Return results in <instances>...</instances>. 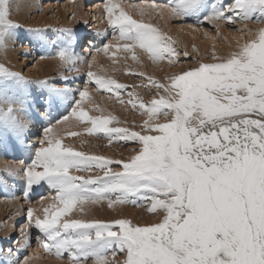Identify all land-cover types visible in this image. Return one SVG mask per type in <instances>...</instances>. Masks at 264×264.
I'll list each match as a JSON object with an SVG mask.
<instances>
[{
	"label": "snow or ice",
	"instance_id": "obj_1",
	"mask_svg": "<svg viewBox=\"0 0 264 264\" xmlns=\"http://www.w3.org/2000/svg\"><path fill=\"white\" fill-rule=\"evenodd\" d=\"M102 9L107 26L96 34L108 42H93L84 53L77 51L87 35L77 31L79 22L24 29L31 37L25 56L39 47L74 72L59 75L67 81L62 87L0 62V151L23 157L0 171L23 184L20 197L15 189L8 197L29 205L16 247L0 246V262L33 264L19 253L31 247L35 232L37 245L56 257L67 254V264H264V26L248 29L244 43L229 40L228 51L215 45L194 47L195 55L184 51L188 66L162 78L126 65L140 78L127 100L121 93L128 85L91 70L98 53L114 48L131 53L135 64L178 60L172 38L151 23L153 13L181 25L190 21L195 31L213 26L219 36L221 23L264 21V0H166L147 8L105 0ZM13 27L19 29L8 25ZM203 34L215 39L206 28ZM84 62L88 70L81 72L76 65ZM80 78L83 87H72ZM138 87L154 89L153 98L144 99ZM97 90L114 95L123 112H138L140 122L102 110L90 96ZM69 124L108 144L132 145L129 155L114 159L65 144V135L78 137L66 131ZM78 138L81 145L87 142ZM0 185L8 187L2 178ZM37 187L54 195L41 197L34 214ZM125 205L153 219L129 218ZM105 206L109 216L94 214ZM117 254L119 260L109 259Z\"/></svg>",
	"mask_w": 264,
	"mask_h": 264
},
{
	"label": "rangeland",
	"instance_id": "obj_2",
	"mask_svg": "<svg viewBox=\"0 0 264 264\" xmlns=\"http://www.w3.org/2000/svg\"><path fill=\"white\" fill-rule=\"evenodd\" d=\"M91 1L93 2L96 0H82V8L87 11L88 4ZM102 1L103 3L105 2V0H102ZM122 1L125 2V4H131L133 6H139V4L143 2L146 4L147 3L157 4L158 2H160L158 3L160 5L166 2V0H122ZM68 2L69 0H39L38 2L33 3V8H31V10L28 12L27 18L24 19V24L18 25L17 23L18 21H11L10 24L12 26L14 24L18 25L19 26L18 31L21 29L20 26L22 25V32H23L22 34L25 35L26 33L29 38H31L30 34L24 31V29L34 28V27H61V26L68 27V24L71 20L70 14L66 12L63 16L64 18H61L58 15H56L57 7L58 6L60 7ZM92 8H93V5H92ZM129 14L133 15V18H138V13L135 11H129ZM5 18L9 19V16H5ZM145 19L147 22L149 20V17L148 18L145 17ZM91 20L92 18L89 17L87 19V24L81 23L79 25L80 30H77L78 32H81L82 34L86 32H90V33H87V35L85 36L84 42L78 45L77 47L78 52L84 53L82 51H84V45H86L88 41L86 39L89 38L90 34L93 32H94L93 40H95V42H97L98 45H102L103 42H108V41L103 40L101 36H98L93 28H88L89 27L88 22H91ZM246 22L247 23L236 22L235 24L221 23L219 36H216L215 28L207 24L201 26L200 30L197 32L200 34L201 39L205 40L204 37H207V36L203 34V30L206 28L207 31L211 34V36L215 37L214 39L215 41H218L221 45H224L222 44L224 42L228 44V45L225 44L226 49H223L224 51H227V46L229 48V40H231L232 45L237 43V40L232 35L234 34L241 35V32L239 31L240 29L252 28L254 29L253 32H255L256 29L264 26V21L255 22V21L249 20ZM151 23H153L154 26H158L161 32L167 33V35L172 38L173 45L179 50L177 53V55L179 56L178 60L172 61L170 63L169 58L164 57L156 61L155 63H151L145 60L144 64L141 65V64H135V62L132 61L131 53H125V52H121V54L115 53V56L117 57L113 56L112 54L110 55L109 53H107L105 54L107 55L105 59H100L98 57V59L100 60L99 61L100 64H97V62L95 61L94 63L96 66L91 69L92 71L111 76L112 78L116 79L118 82L128 85L129 87L126 89V91L121 93L122 97L125 100H127L128 98L127 92L133 90L132 86L140 84L139 76L132 74L133 69L136 73H139L142 71L146 74V76H155L157 78H162L165 74L172 75L174 73H177L181 68H186L188 66L189 61L183 57L184 51H188L190 55H195V53L193 52L194 47L200 49L201 51H203V49L205 48V47H200L192 39H188L187 41L184 37L179 36L180 28L184 25H188L190 21H186L183 25H181V24L176 23L175 19L157 20V18L153 16L151 19ZM72 25L73 24H70L69 27H73ZM111 39H112V33L109 30L108 40H111ZM206 40L208 39L206 38ZM21 41H22V46H25V50H28L29 45L27 46L25 45L27 40L25 41L24 39ZM244 42L245 40L239 41V43H244ZM214 43L213 42L211 43V41H209L207 47L211 48L213 45L216 46V44ZM12 47L13 48L17 47V44L14 45V41L12 42ZM216 47L221 48L220 46H216ZM42 56L44 58H53V57H48L47 53H43L39 47H36L35 53L33 55L26 56L27 59L24 60V63H22V59H23L22 53L17 52L15 56L17 61L16 63H12V64L16 66L15 71L22 72L23 76L27 78H37L41 74L39 60L41 59ZM125 56H127V62H125ZM89 59H91V57H89ZM113 61H115V64H113ZM126 65H132L133 69H128ZM76 67H79L82 70L81 72H84V71L86 72L88 70L87 62L78 63ZM61 71H62L61 74L65 76L74 75V72H71V71H66V70H61ZM118 72H122V73H118ZM57 73H58L57 69H54V72L50 73L48 76L54 77ZM65 83H67V81H64V80L56 81V84H60V85H63ZM144 83L148 85V87H151L147 79L144 80ZM77 85L83 87L82 78L71 81L72 87H76ZM90 87H95V85L92 84L90 85ZM135 91L138 92L141 96H143L144 99L151 100L153 98V94L155 90L153 89L152 92H148L145 88L138 87V88H135ZM90 94L93 95L95 104L99 105L102 110L107 109L108 111H113V113L118 115L122 121L124 120L125 116H127L129 122L132 121L133 117H135V120L137 123L140 122V119H141L140 114L138 112L133 113L131 110H129L126 113L123 112L114 95L107 93L104 90H97L95 92H90ZM15 106L18 108L19 107L18 103L16 105L14 103L13 107ZM63 111L64 109H61V114H63ZM17 115H20V113H17ZM71 119L72 118L70 117V120ZM113 124H115V122H113ZM38 127H42V125ZM66 131L77 132L78 137H83L87 142L81 145L78 137H69L65 135L64 137L68 139L67 142L63 141L65 144H68L69 142H73L74 140H76V142L72 144L77 148V150L89 152V153L96 154V155H103L106 157L118 159L122 157H127L129 155L128 149L132 147V145L130 144L129 145H121L117 143L108 144L107 140L96 139L95 135L90 136L89 134L82 132V130L79 129L78 127H73L71 124L67 126ZM21 159H23L22 156L14 155L11 152L5 153L3 151H0V169H6L5 167H3L6 164L16 167L19 165L17 164V162L19 163ZM3 160L4 161L8 160L9 163L3 162ZM10 166H8V169H11ZM73 174L87 175L88 173L74 172ZM0 175H1L0 178H2L8 185V187H4L3 185H0V231L1 233L2 231H4L5 225L9 223L8 220L11 218L14 219L13 226L16 229L14 232V235L11 236V238L7 239L6 241L1 240V242H2V245L4 244L3 245L4 248H15L14 242L18 240V234L20 231V227L26 222V220L22 217H26V209L28 207L27 201L16 199L14 200L15 202L14 205L12 206L7 205V200H13L9 198L7 195L9 190L15 189L16 197H20L21 196L20 190L22 189L23 184L19 180L18 177L13 179V177L7 175L6 173L2 171H0ZM47 193H48V196L54 195V193L49 192L47 187L35 188L31 196V200H32L31 206H33L35 203H38L37 201L40 200L41 197H48ZM122 210H124L122 211L124 214H126V211H130L131 214H129L128 217L134 220H137V221L143 222V221H148V220L153 219V217L147 214L146 210H141L140 208L133 207L132 205L122 206ZM75 211L77 210H74V212ZM107 212L110 213V210L107 209ZM14 213L18 215L14 216L15 215ZM35 234H36L35 232H33L32 234L33 239L31 241V247L28 248L27 250L20 251L19 255L21 259H23V257L25 256H30L32 250L36 248L41 256L40 260L42 261V263L44 262V264H67L68 262L67 254L62 255L61 257H56L53 252H45L42 246L37 245L36 240L34 239ZM120 258L121 257L119 254H117L115 257H112L111 255H109L110 260L112 259L119 260ZM0 264H2V262H0ZM89 264H91V262H89Z\"/></svg>",
	"mask_w": 264,
	"mask_h": 264
},
{
	"label": "bare ground",
	"instance_id": "obj_3",
	"mask_svg": "<svg viewBox=\"0 0 264 264\" xmlns=\"http://www.w3.org/2000/svg\"><path fill=\"white\" fill-rule=\"evenodd\" d=\"M38 1L39 0H0V33H4V37H3L4 38V46L0 47V62L7 63V65L9 67L13 68L14 70L16 69V66H14V64H12V63H16V61H17L16 57H15L17 52L18 53H20V52L22 53V58H23L22 59V63H24V60L27 59V57L23 53L24 51H26L25 50V46H22L21 39H17V37L22 35L25 38V41L27 40V42L25 43L26 46L30 42L31 38H29L26 33H25V35L22 34L23 33L22 32V25L20 26L21 29L19 31L15 27L9 29L8 25H11L10 24L11 21H18L17 22L18 25L19 24H24V19L27 18L28 12L31 10V8H33V3L34 2L36 3ZM117 2L125 4V2H123L122 0H117ZM158 3H160V2H158ZM158 3H157V5H160ZM66 4H64V5L60 6V7L59 6L57 7L56 15H58L61 18H64L63 17L64 14L66 12H68L70 14V18H71V20H70V22L68 24V27H69L70 24H73L72 26H75L77 24V22H79V24L84 23V21H87V19L89 17L92 18V20H91V22H88V24H89L88 28H93L95 30V32H96L97 29H104L107 26L106 18H102L103 17V9H102L103 1L102 0H98V1L96 0V1H93V2L91 1L88 4L87 11L82 8V0H69V2L66 3ZM91 4L93 5V8H92ZM140 5H143L145 8H147V6L152 5V4L151 3H147L146 4V3L143 2V3H140L139 6ZM2 13H3V15H2ZM5 16H9V19L5 18ZM153 16L155 17L154 13L152 14V17ZM145 17H147V18L149 17V14H148L147 11L145 12ZM157 20H161V19L157 18ZM242 23H247V22L246 21H242ZM248 29L254 31V29H252V28H248ZM248 29H246V30H248ZM77 30H80V27ZM86 33H90V32H86ZM179 33H180L179 36L184 37L187 41H188V39H192L200 47L208 46V42L209 41H211V43L212 42L214 43V41H215L214 39H210L209 37H204V36L203 37H204L205 40L201 39L200 34L197 31L193 30V29H189L188 25L182 26L180 28V30H179ZM241 35L244 36V39H240ZM241 35L234 34L232 36L237 41L245 40L247 38L248 32L245 31L244 33H241ZM93 36H94V32L91 33L89 38L86 39L88 41H87L86 45H84V51H82V52H86L89 44H91L93 42L97 44V42H95V40H93ZM206 38L208 40H206ZM13 41H14V45L17 44L16 48L12 47V42ZM214 44H216V46H220L221 49H226L225 44H227V43L224 42V43H222L224 45H221L218 41H215ZM233 45H235V44H233ZM228 50H229V48L227 46V51ZM137 51H140V50L137 49ZM112 52L117 53V54L118 53L121 54V52H124V50L123 49L114 48V49H112ZM112 52H109V54L111 55ZM98 57L100 59H105L107 57V55H105L104 52H101V53L97 54L96 62H97V64H100L99 63L100 60L98 59ZM115 57H117V56H115ZM39 62H40V73L41 74H40L39 77L31 78V79L49 78V79L52 80L53 84H56L57 80H59V81L61 80L59 78V75L62 72L61 70H65V68H64V66L61 65L60 61H58L55 57H53V58L40 59ZM77 68H79V67H77ZM54 69H57L58 73L54 77H52V76L49 77L48 75L50 73L54 72ZM79 70L82 71L80 68H79ZM33 73H35V72H33ZM118 73H122V72H118ZM62 83H64V82H62ZM56 85H57V87H62L63 86V85H60V84H56ZM35 87H36L35 85H32L33 89H35ZM90 96L93 97L92 94H90ZM14 103H15V105L17 104L15 101H13V105H14ZM5 106H7V105H5ZM31 139H36V138L35 137H31ZM67 141H68V139L66 137H64V142H67ZM74 142H76V140H74L73 142H69L68 144H72ZM3 162L9 163L8 160L7 161L3 160ZM17 164H19V163L17 162ZM8 166H10V165L6 164L3 167L8 169ZM10 167L14 168L13 166H10ZM0 177H1V175H0ZM47 196H48V193H47ZM37 202L38 203H35L32 206L34 208V214H35V210L39 207L40 200H38ZM14 203H15L14 200H7V205L12 206V205H14ZM27 206H29L28 203H27ZM122 211H124V210H122ZM94 214L97 215L98 217H107V216L110 215V213L107 212L106 208L103 209V210H99V211L95 212ZM129 214H131V212L130 211H126L125 215L128 216ZM16 215H18V214H15L14 216H16ZM41 215H42V213H41ZM8 221H9V223H7L5 225L4 231H2V233L0 231V246L4 245V244L2 245L1 240H5V239H3L4 237L11 238V236L14 235V232L16 230L15 227L13 226L14 219L11 218ZM17 241L18 240H16V242H14V246L15 247L17 245ZM29 257L34 259V260H32L34 264H44V262L42 263V261L40 260L41 256H40V254H39V252L37 251L36 248H34L32 250V252H31Z\"/></svg>",
	"mask_w": 264,
	"mask_h": 264
}]
</instances>
